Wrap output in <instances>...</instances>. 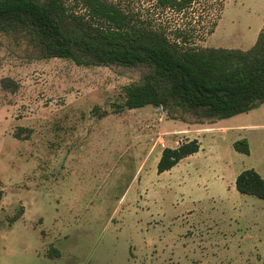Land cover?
<instances>
[{"label":"rangeland","instance_id":"1","mask_svg":"<svg viewBox=\"0 0 264 264\" xmlns=\"http://www.w3.org/2000/svg\"><path fill=\"white\" fill-rule=\"evenodd\" d=\"M106 1L181 48L247 51L264 25V0ZM149 73L39 59L0 32V264H264V200L235 188L244 170L264 179V104L214 122L115 113ZM192 140L197 153L157 173L164 148Z\"/></svg>","mask_w":264,"mask_h":264},{"label":"trees","instance_id":"2","mask_svg":"<svg viewBox=\"0 0 264 264\" xmlns=\"http://www.w3.org/2000/svg\"><path fill=\"white\" fill-rule=\"evenodd\" d=\"M0 0V32L17 31L38 51L39 59H67L78 66L115 64L150 67L139 83L124 88L123 110L159 106L214 122L248 113L264 104V25L247 51L181 48L163 33L134 19L106 0ZM196 0H155L160 9L183 11ZM107 113L103 112L102 116ZM248 155L246 139L233 144ZM196 140L164 148L157 173L170 171L197 153ZM240 194L264 200V179L252 169L235 180Z\"/></svg>","mask_w":264,"mask_h":264},{"label":"water","instance_id":"3","mask_svg":"<svg viewBox=\"0 0 264 264\" xmlns=\"http://www.w3.org/2000/svg\"><path fill=\"white\" fill-rule=\"evenodd\" d=\"M155 108H156L157 111L161 110V107H159V106H155Z\"/></svg>","mask_w":264,"mask_h":264},{"label":"crops","instance_id":"4","mask_svg":"<svg viewBox=\"0 0 264 264\" xmlns=\"http://www.w3.org/2000/svg\"><path fill=\"white\" fill-rule=\"evenodd\" d=\"M263 27V26H262Z\"/></svg>","mask_w":264,"mask_h":264}]
</instances>
